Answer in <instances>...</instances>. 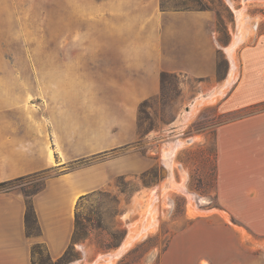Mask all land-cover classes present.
Listing matches in <instances>:
<instances>
[{"label":"crops","instance_id":"crops-1","mask_svg":"<svg viewBox=\"0 0 264 264\" xmlns=\"http://www.w3.org/2000/svg\"><path fill=\"white\" fill-rule=\"evenodd\" d=\"M68 15L69 42H101L99 73L115 80L110 89L121 98L117 105L91 102V74L85 72L96 60L83 54L67 56L66 72H50V103L0 100L8 101L0 105V184L50 173L30 197L36 234L26 233V198L14 190H0V264H31L36 244L58 260L71 245L80 197L115 178L151 168L149 156L122 151L139 140L138 108L159 94L161 73L208 78L201 82L200 92L213 98L227 93L219 105L224 113L264 103V66L256 75H241L236 83L230 82L231 72L224 81L212 79L219 42L214 33L204 32L206 12L164 11L160 0H76ZM62 78L67 82L59 81ZM214 150L215 197L226 216H209L219 217L223 224L228 217L264 236V228L258 232L254 227L264 224V110L219 125ZM171 182L166 180L156 190L159 198L172 191ZM214 232L235 237L226 224L195 220L170 241L161 264H200L209 256L204 255V233ZM128 241L121 252L127 251ZM231 250L235 255V246Z\"/></svg>","mask_w":264,"mask_h":264},{"label":"rangeland","instance_id":"rangeland-1","mask_svg":"<svg viewBox=\"0 0 264 264\" xmlns=\"http://www.w3.org/2000/svg\"><path fill=\"white\" fill-rule=\"evenodd\" d=\"M74 2L0 0V100L50 103V72H66L67 56L86 54L96 60L90 63L92 70L85 72L91 74V102L119 103L121 96L110 89L115 80L98 70L101 42H69L68 14ZM161 4L165 11L188 7L189 11L202 9L200 12L209 15L204 32L214 33L219 42L213 80H226L232 64L233 83L247 72L256 75L264 66V0H162ZM229 43L231 48L225 51ZM172 75L175 77L160 82L158 95L140 103L139 140L122 151L149 156L151 168L115 178L77 203L73 242L60 264H161L170 241L195 220L204 218L212 226L226 224L235 234L234 242L228 233H204V255L218 264H264V236L228 217L223 224L219 217L209 216L212 212L226 216L215 197V129L250 111L264 110V103L224 113L219 105L227 93L213 98L208 92H200L201 82L206 83L208 78ZM59 81L67 82L66 78ZM49 175L45 172L13 181L9 190L29 200ZM168 179L177 183L171 182L172 191L159 198L156 190ZM147 188L154 190L148 193ZM254 227L261 232L264 224ZM198 231L203 233L201 228ZM31 233H36L35 226ZM130 238L127 251L121 252L122 243ZM232 246L235 255L231 254ZM39 252L36 264H51L45 250ZM209 256L200 264H214Z\"/></svg>","mask_w":264,"mask_h":264},{"label":"trees","instance_id":"trees-1","mask_svg":"<svg viewBox=\"0 0 264 264\" xmlns=\"http://www.w3.org/2000/svg\"><path fill=\"white\" fill-rule=\"evenodd\" d=\"M161 1H162V0H160V2H161ZM194 2H195V3H198V1H194ZM160 7L165 11V8H164V5H163V4H161ZM181 11H189V8H188V7H184V8H182ZM198 11H203V10L200 9V10H198ZM170 76L175 77V75H172V74H169V73H165V72L161 73V75H160V82L163 84V83L165 82V80H166L168 77H170ZM143 105H144V104L142 103V106H143ZM252 110H253V109H252ZM255 112H256V110H255V111L253 110V111H250L249 113L252 114V113H255ZM248 115H249V114H248ZM231 121H232V120H231ZM19 180H22V178H21V179H18V180H15V181H19ZM12 182H13V181H12ZM12 182L1 183V184H0V188H6L5 190H9V189H10V186H11V184H12ZM87 196H88V195L80 197L79 202H81L82 200H84ZM79 202H78V203H79ZM75 225H76V214H75ZM32 226H35V231H36V233H37V232H38V229H37L36 218H35V215H34V211H33V208H32V204H31L30 199H29V200L26 199L25 229H26V233H27L28 236H29V235H33V234L31 233ZM36 233H35V234H36ZM73 236H74V235H73ZM72 242H73V237H72ZM72 242H71V244H72ZM41 248H43V249L45 250V248H44L42 245H40V244H36V245L32 246V248H31V264H36V256L40 255L39 250H40ZM68 249H69V248H68ZM68 249H67L66 252L63 254V256H62L61 258H59L58 260H56V261H53V260L49 257L48 253H47L46 250H45L47 261L50 262L51 264H60V262H62V261L65 259V256H66V253H67Z\"/></svg>","mask_w":264,"mask_h":264},{"label":"bare ground","instance_id":"bare-ground-1","mask_svg":"<svg viewBox=\"0 0 264 264\" xmlns=\"http://www.w3.org/2000/svg\"><path fill=\"white\" fill-rule=\"evenodd\" d=\"M232 69H233V65L231 66V72H232ZM52 159V158H51ZM49 160V159H48ZM52 162V161H51ZM132 242V239H129V241L126 243L125 246H128L130 243Z\"/></svg>","mask_w":264,"mask_h":264}]
</instances>
